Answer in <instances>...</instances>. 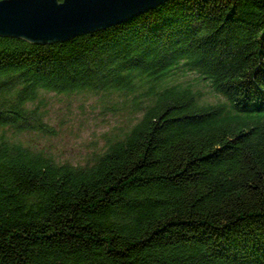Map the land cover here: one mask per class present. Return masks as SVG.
I'll return each mask as SVG.
<instances>
[{
	"label": "trees",
	"instance_id": "obj_1",
	"mask_svg": "<svg viewBox=\"0 0 264 264\" xmlns=\"http://www.w3.org/2000/svg\"><path fill=\"white\" fill-rule=\"evenodd\" d=\"M189 70L226 101L168 81ZM49 91L124 92L141 115L84 165L0 131V264H264V0L0 35V127L54 133Z\"/></svg>",
	"mask_w": 264,
	"mask_h": 264
},
{
	"label": "rangeland",
	"instance_id": "obj_2",
	"mask_svg": "<svg viewBox=\"0 0 264 264\" xmlns=\"http://www.w3.org/2000/svg\"><path fill=\"white\" fill-rule=\"evenodd\" d=\"M198 76L196 71H180L168 81L192 84L200 92L202 101H226L223 95L208 82L199 80ZM131 98L124 92L49 91L44 94L45 120L54 127V133L37 129L15 133L10 126H1L0 131L33 148L50 151L60 162L84 165L141 115L134 110Z\"/></svg>",
	"mask_w": 264,
	"mask_h": 264
},
{
	"label": "water",
	"instance_id": "obj_3",
	"mask_svg": "<svg viewBox=\"0 0 264 264\" xmlns=\"http://www.w3.org/2000/svg\"><path fill=\"white\" fill-rule=\"evenodd\" d=\"M165 0H0V35L65 40L132 18Z\"/></svg>",
	"mask_w": 264,
	"mask_h": 264
}]
</instances>
